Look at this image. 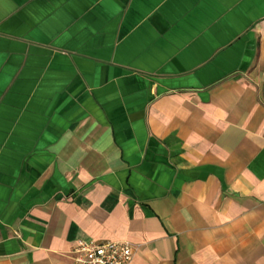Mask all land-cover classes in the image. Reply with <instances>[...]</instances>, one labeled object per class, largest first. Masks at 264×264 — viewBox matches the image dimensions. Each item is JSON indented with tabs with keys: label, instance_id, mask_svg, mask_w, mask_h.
<instances>
[{
	"label": "crops",
	"instance_id": "0c3cea01",
	"mask_svg": "<svg viewBox=\"0 0 264 264\" xmlns=\"http://www.w3.org/2000/svg\"><path fill=\"white\" fill-rule=\"evenodd\" d=\"M264 264V0H0V264Z\"/></svg>",
	"mask_w": 264,
	"mask_h": 264
},
{
	"label": "built area",
	"instance_id": "2783aa9c",
	"mask_svg": "<svg viewBox=\"0 0 264 264\" xmlns=\"http://www.w3.org/2000/svg\"><path fill=\"white\" fill-rule=\"evenodd\" d=\"M73 253V264H129L133 248L125 242L94 244L79 241Z\"/></svg>",
	"mask_w": 264,
	"mask_h": 264
}]
</instances>
